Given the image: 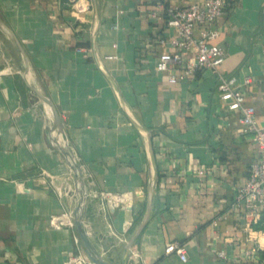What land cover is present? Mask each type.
<instances>
[{"label": "crops", "instance_id": "crops-1", "mask_svg": "<svg viewBox=\"0 0 264 264\" xmlns=\"http://www.w3.org/2000/svg\"><path fill=\"white\" fill-rule=\"evenodd\" d=\"M223 1L218 72L244 91L264 128V0ZM203 2L0 0L12 31L0 27V264L87 257L75 225H52L79 205L69 154L87 182L86 234L108 264H264V230L247 255L256 244L231 209L257 144L221 100L216 73L172 84L183 70L156 69L172 51L166 9ZM171 244L187 262L167 252Z\"/></svg>", "mask_w": 264, "mask_h": 264}, {"label": "built area", "instance_id": "built-area-1", "mask_svg": "<svg viewBox=\"0 0 264 264\" xmlns=\"http://www.w3.org/2000/svg\"><path fill=\"white\" fill-rule=\"evenodd\" d=\"M223 0H204L202 4H195L187 9L167 8V25L174 31L169 40L172 51L160 55L156 69L159 73H169L176 69L183 70L184 75H170L169 81L176 84L187 76L192 77L199 70H211L219 79L218 91L222 101L228 104L231 112L240 114V123L244 134L251 135L258 146L260 158L251 166L248 180L237 191L231 206L233 211L241 214L243 231L249 241L256 244V249L248 251L252 255L261 247V238L257 237L264 230V128H260L256 121V109L246 104L245 93L235 86L234 80L227 79L218 72V68L226 59L223 47L216 43L220 32L214 24L224 13ZM160 9H164L159 4ZM154 16L156 13L154 12ZM183 54L188 55L184 57ZM250 79L245 80V85ZM70 163H77V158L70 154ZM101 201L119 204L120 196L109 193L100 194ZM53 226H74V214L65 213L52 219ZM264 234V232H263ZM168 253H175L182 262H187L184 247L178 244L167 246ZM221 258H226L224 253ZM65 264H92L88 257L80 254L71 257Z\"/></svg>", "mask_w": 264, "mask_h": 264}, {"label": "water", "instance_id": "water-1", "mask_svg": "<svg viewBox=\"0 0 264 264\" xmlns=\"http://www.w3.org/2000/svg\"><path fill=\"white\" fill-rule=\"evenodd\" d=\"M0 27H4L7 30H9L3 23L0 22ZM11 33L12 31L9 30ZM17 45L20 48L22 54L24 57L25 54L22 50L21 44L16 39ZM36 93L46 102H48L52 108L53 116H54V131H61L63 128V123L60 118V115L58 114L57 110L53 106V104L44 96H42L38 91ZM70 154L68 155V157ZM71 168L74 172V178L80 183V188L78 189V193L80 194V200L79 205L76 208L74 212V225L76 226L79 236L81 240L83 241L85 248H86V255L88 259L91 261L92 264H108L106 260L103 258V256L98 252L97 248L92 244L91 240L89 239L88 235L86 234L85 228H84V216H85V202L87 200V193H86V186L87 182L85 180V177L82 173V169L80 166L76 163H71ZM133 242H130L127 250L126 255L128 254Z\"/></svg>", "mask_w": 264, "mask_h": 264}]
</instances>
